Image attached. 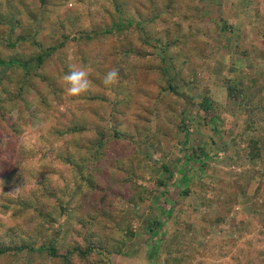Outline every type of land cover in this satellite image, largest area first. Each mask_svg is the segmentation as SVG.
<instances>
[{
  "label": "rangeland",
  "instance_id": "1",
  "mask_svg": "<svg viewBox=\"0 0 264 264\" xmlns=\"http://www.w3.org/2000/svg\"><path fill=\"white\" fill-rule=\"evenodd\" d=\"M116 1L134 17V6L139 8L148 23L129 26L118 12L106 20L109 0H0V89L8 87L0 92L6 108L0 112V248L34 246L6 252L0 264H264V152L236 159L232 145L248 130L264 143V119L254 129L245 120L251 117L248 101L264 105V0ZM150 2L155 9L147 7ZM79 17L85 29L76 39L85 46L84 64L59 47L61 24ZM16 19L31 23V42L20 40L23 29L9 33ZM38 42L43 50L57 48L43 61L47 77L58 76L46 83L32 61L20 92L14 79L23 72L10 68L8 59L22 63L41 49ZM164 55L175 93L188 94L187 102L161 89L167 78L158 62ZM79 68L88 71L90 87L69 96L64 77ZM112 68L119 78L105 86ZM191 77L196 81L189 83ZM226 80L237 81L248 101L229 98ZM205 95L216 103L220 125L204 123ZM180 119L181 131L171 123ZM72 127L83 129L78 147L83 141L102 152L100 162L93 147L86 152V167L99 174L97 187L78 182L56 157L69 150ZM200 144L205 162L185 160ZM182 169L187 183L179 180ZM90 228L107 256L75 251L96 245L81 239Z\"/></svg>",
  "mask_w": 264,
  "mask_h": 264
},
{
  "label": "trees",
  "instance_id": "2",
  "mask_svg": "<svg viewBox=\"0 0 264 264\" xmlns=\"http://www.w3.org/2000/svg\"><path fill=\"white\" fill-rule=\"evenodd\" d=\"M40 1L44 5V0H40ZM109 4H110L109 7L111 8V11L106 12V20L113 21L114 18L117 17L116 14L118 12V14L121 16V18L122 17L127 18L126 19L127 25H129V26L134 24L135 26L139 27L142 24L146 25L148 23L147 19L144 18L140 9L135 7V6L133 9L135 11L136 16L134 17L128 13V11L124 7V5L117 3L116 0H109ZM59 5H60L59 3L54 4L55 7L59 6ZM147 7H149V9H151V7H153L152 10L155 9L154 8L155 6H153V3H151V2ZM14 24H15V26H13V28L9 30V33L12 34L16 29H23V34L21 35L20 40L25 41V42L26 41L31 42L32 39H28V36L30 34L36 33L34 30H32L31 23L24 25L23 21H21V19H16ZM228 26H229L228 22L224 23V29H226ZM61 27L64 29V32L61 34L59 47L70 49L72 51L73 55L79 56L80 58H82V60H83L82 62L84 64L85 63V61H84V58H85L84 57V55H85L84 48H85V46H83V44L78 43L77 39H76V36L79 35L80 33L82 34V32L84 31L83 29H85L83 23L80 21V17L77 20L72 21L70 23H67V20H65L63 22V24H61ZM73 44H74V46H73ZM157 45L159 46V44H157ZM37 46L41 49H39L38 52H35L33 54L32 53L29 54L24 60H22V63L19 60H17V58H13L12 55L10 56V59H8V61H9L8 63H9L10 68H12V69L20 68L21 71L23 72V74L20 73L21 75L17 74V77L14 79V81L17 82L16 86H17L18 91L22 88V85L27 83V78L29 77V74H30V67L28 65L32 61H35V63H36L35 64L36 66L34 68L41 67L43 69L44 75L46 74L45 77L43 76V79L45 80L46 83L47 82H48V84L52 83L53 82L52 80L58 76V73H57L53 76L54 78L47 77L48 76V73H47L48 70L45 69L46 64L43 61V58H44L43 54L45 52L49 53L52 56L57 51V48L47 46L46 49L43 50L44 49L43 44L39 43V42L37 43ZM126 51H128V49L125 50L124 53ZM165 57L166 56L164 55L163 58L160 59V61L158 62V67L160 68L161 73L164 75V77L167 78L165 80V84H163V87L161 89H163V90L168 89V90H170V92L172 94L179 96L180 100H184L187 102L188 98H189L188 94L175 93L176 89L171 84L172 78L169 77V72H168L167 68L165 67V65H166ZM167 57L173 61V65L175 63H179L177 60V57L172 56V55H170V56L168 55ZM55 58H56V56H55ZM63 62H65V61H63ZM2 63H3V60H0V64H2ZM173 68H175L174 70L177 69L174 66H173ZM193 81H196L195 77L194 78L191 77L190 80H188L189 83H191ZM224 86L226 88V94L229 98L236 99L240 103L241 102L245 103L246 101H248L246 99V98H249L248 92H246V94H245L243 87L240 84H238L237 81L226 80ZM7 88H8L7 86H2L0 89L1 90L0 92L8 93V91H6ZM20 92H21V90H20ZM10 100H12L11 97H10ZM81 100L82 101H88L89 97L83 96L81 98ZM40 103H41V105L47 107L45 100L41 101ZM248 103L250 104V109H249L248 114H250L251 117H246L245 120L247 121L246 123L248 125H250L249 128L254 129L255 126L258 127L260 125V123L263 122V120H261L260 116L264 119V105L262 104L261 100H258L257 102H255V104H253V102H249V101H248ZM28 107H29V103H27L26 108L28 109ZM200 107H201L202 111H204V123L206 125H209V124L220 125V121H219V117H218V113H217L219 111V109H218L216 103L214 102V100L212 99V97L210 95L204 96L203 101L200 103ZM11 108L12 109L16 108L15 103L11 106ZM5 110H6L5 107H3V106L0 107V112L2 114H4ZM171 123H175V124L178 123L180 131L182 129H184V125H183L184 122L182 119H180L178 121L172 120ZM12 129L14 130L15 134L19 133L20 129L16 128L15 126H13ZM214 130L215 129H213V131ZM71 131H72L71 132V140L68 141V145L70 146L69 150H66V151L60 150L59 152H57L56 157L61 162H63L64 164H67L71 168L73 174H75V176H76L75 179L78 182L80 181V183H85L88 186H96L97 187L98 185L95 184V180H96V177L97 178L99 177V174L98 173L92 174L90 172V170L86 167L85 162L87 160V155H88V154H86V152H88V151L90 152L91 147H93L94 153L93 152H90V153H93L95 155V157L98 158L99 162H100L99 156L102 154V152H101L100 148L98 146H96L95 144H92V146L90 148L89 147L87 148L88 144L85 145L83 141L81 142L82 146L78 147V136L77 135H78V133L83 131V129L80 127H72ZM251 131L252 130H248L245 132L243 131V132L239 133L238 136H236L232 140V145L236 149L234 152L236 159H240V155H242L245 157L244 159L252 160V159H255L256 157L260 156L261 153L264 152V143L262 144V142H260L258 138H256L253 135H250ZM112 133L114 135V138H116V139L121 138L122 134L119 131L113 130ZM186 142H187V140H186ZM242 144H244L243 148H241ZM191 150H192L191 153L187 154L185 156V160H187L189 162L195 161V163H199V161L205 162V160L207 158V154H206V151L203 149V145L200 144L198 146H195V147L191 148ZM232 158H234V157H232ZM45 159H46V157H43V159L41 158V162L45 161ZM204 164L205 163L200 164L198 168H203L205 166ZM96 165H98V164L96 163ZM162 170L165 172H169V168H167L165 165L162 166ZM181 172L184 173V172H188V171H187V169H184V170L182 169ZM199 172H200L199 174L202 175V172L201 171H199ZM182 173H181V176L179 177V180L182 183H184V182L187 183V176L185 175V173L184 174H182ZM132 174H133V176L136 175V174L130 172L129 177ZM252 176H253V174H249V176L245 180L246 184L250 181V178H252ZM136 177L137 176H135L134 178H136ZM157 183H158V185H162V186L164 185V183L160 180H158ZM262 184H264V182ZM66 192H70V190H66ZM184 193H185V191H184ZM163 194L166 195L164 192L159 193V197L161 199L163 197ZM69 197L72 199L74 198V196L71 194H69ZM167 198H168V196L166 195V197L164 199H166L168 201ZM169 199H170V197H169ZM154 225H156L157 227H162L163 224L160 222H154ZM91 230H92V232H89V231L84 232V234L81 238L82 241L85 240L88 242L89 241L94 242V240H92V239H94V236L96 233L93 229H91ZM151 233L156 234V232H151ZM153 236H156V235H153ZM94 243L96 245L89 244L88 246H86L85 249L76 248L75 251H77L78 254L80 256H83V257H86L87 255H90L93 252H96L100 257L107 256L108 250L106 252V249L102 248L103 244L100 242H94ZM28 246H29V244L27 242H24L23 244L16 245L14 247H7L4 249L0 248V256L4 255L6 252H8V253L10 252V254L11 253L15 254V252H18V251L20 252L21 250H23L25 248H29L30 250H34L33 245H30V247H28ZM48 250L54 252L55 247H54V245H52V243L48 247ZM68 252L71 253L70 251H68ZM63 259L68 262L69 257L65 256Z\"/></svg>",
  "mask_w": 264,
  "mask_h": 264
},
{
  "label": "clouds",
  "instance_id": "3",
  "mask_svg": "<svg viewBox=\"0 0 264 264\" xmlns=\"http://www.w3.org/2000/svg\"><path fill=\"white\" fill-rule=\"evenodd\" d=\"M119 78V70L112 68L103 78L105 86L113 85ZM66 81V93L69 96H79L86 92L90 87L89 73L85 68H79L69 71L64 77Z\"/></svg>",
  "mask_w": 264,
  "mask_h": 264
}]
</instances>
